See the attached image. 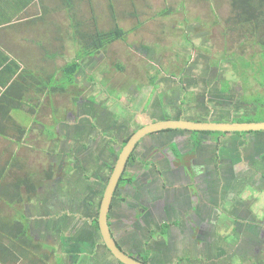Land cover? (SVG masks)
Segmentation results:
<instances>
[{"label":"rangeland","instance_id":"rangeland-1","mask_svg":"<svg viewBox=\"0 0 264 264\" xmlns=\"http://www.w3.org/2000/svg\"><path fill=\"white\" fill-rule=\"evenodd\" d=\"M72 2L70 10L72 19L68 17L69 10L60 0L48 2L55 13L54 20L58 23L52 26V35L48 33L44 38L47 47H53L59 52V77L54 78L53 85L64 90L54 93L52 99L47 95L40 96L43 101V107H40L42 113L40 121L44 124L43 134L36 129L28 130L26 140L19 148L20 151H13L7 146L5 181H13L23 174L26 175L35 183L36 190L33 194L35 197L21 205L13 204L12 207L0 201V217L13 218L16 215L15 210H22L25 222L30 225L29 233L32 238L41 246L42 252L50 254L48 264H67L64 262L68 253L67 247L62 244L60 246V242L61 237L66 238L68 233L61 230L58 236L56 231L51 230V239L44 238L45 233H42V237L38 232L39 224L48 218L47 215L43 216L39 209L42 201H48L51 192L56 190L65 204L68 203V194L73 192L76 193L73 194V197L76 196L75 206L78 203L83 204L88 198L89 190L96 185L92 179L94 171L97 172L99 167L83 166L84 151H87L89 144L86 142L87 136L89 138L93 134L90 130L97 131L94 136L98 134V129H95L97 116L93 113L95 106L87 100L90 102L95 100L96 103L117 111L120 115L119 124L125 125L127 120L131 121L134 114L131 113V109L115 103L114 98H120L124 104L128 103L131 108L146 114L148 109L154 111L153 105H164L163 107L167 108L174 103L179 83H197L201 91L203 83H211L206 88L210 90L218 87L221 77L227 78L232 75L235 77L234 88L237 92L244 93L241 98L237 93L235 102L251 103H248L250 110L257 109V103L264 107L262 70L264 59L256 53L264 49L261 43L264 39V29L261 28L256 33L249 30L244 34L243 28L241 32L231 31L229 28L233 23L228 20L231 17L230 0H72ZM114 26H120L128 31L124 40L112 42L105 50L92 57L83 56L80 59L81 70L76 74V78L73 77L72 82L67 81L61 68L62 65L73 61L80 49L79 36L75 31L79 29L91 33L94 30H108ZM248 27L250 28V25ZM209 60L217 67L214 71L208 69ZM170 83H173L172 87H169ZM174 89L176 91H173ZM182 91L184 94L188 93V90ZM190 95L187 100L193 101V94ZM163 97L165 103L159 105L156 99ZM210 97L207 96L208 99ZM202 102L204 103L196 105L201 104L207 110L217 107L214 103ZM186 112L187 115L193 112L191 104ZM137 115L135 120L146 121L144 115L138 116L139 118ZM204 115L210 118V115ZM251 116L254 117V121H262L264 108L259 114ZM29 122L36 123L29 114H26L23 123ZM101 139L99 138V141ZM96 153V151L93 153V157L98 162L99 155ZM49 171L52 176L47 178L46 174ZM21 190V194L25 195L23 188ZM81 212L74 211L75 230L84 224L86 215ZM61 214L64 217L68 215L66 207L65 210L59 209L53 216L59 217ZM230 230L224 226L214 230L213 244L216 254L207 258L204 251L202 264H214L219 251L220 255L223 252L231 254L232 251L235 256V244L230 243ZM69 233L71 234V229ZM98 233L97 231L94 236L78 232L82 240H75L77 246L73 264H119L105 249ZM96 244H99L100 251ZM228 245L232 248H228ZM68 251L71 249L68 248ZM28 262L29 260H20L15 264ZM67 262L71 264L69 258ZM156 263L165 264L161 259H157ZM178 264L189 262L180 260Z\"/></svg>","mask_w":264,"mask_h":264},{"label":"flooded vegetation","instance_id":"flooded-vegetation-1","mask_svg":"<svg viewBox=\"0 0 264 264\" xmlns=\"http://www.w3.org/2000/svg\"><path fill=\"white\" fill-rule=\"evenodd\" d=\"M215 68L208 66L210 71ZM227 78L229 80L221 77L219 90L218 87L207 90L211 83H203L201 91L197 83H191L189 88H192V93L188 89L187 94H180L184 95L181 101L178 98L181 107L174 103L167 108L153 105L154 111L148 109L146 114L132 109L120 98H114L115 103L131 109L134 114L125 125L119 124L117 111L95 100H87L95 106L93 113L97 116L95 129H98V134L94 136L97 131L90 130L93 134L91 138L87 136L86 142L89 144L87 151H84L83 166L99 167L92 179L96 185L89 190L83 204H76L77 208L76 196L73 197L75 192L68 194V203L65 204L56 190L51 192L48 201H42L39 208L43 216H48L40 222L38 229L41 234H46L44 238L51 239V230L56 231L58 236L61 230L68 233L66 238L61 237L60 242V246L67 247L65 263L68 264V258L71 264L75 260V240H82L79 231L94 236L99 232L94 223L97 221L98 225L106 183L121 148L138 128L149 121L164 118L242 122L256 115V109L250 110L247 102H235L239 93L234 88L235 77L230 75ZM180 84L182 86L183 83ZM222 89L231 99L219 95ZM190 94H193V102L187 100ZM239 94L240 98L244 96V93ZM208 95L211 96L209 99ZM161 101L165 102V97ZM202 101L219 104L221 108L207 110L201 104L196 105L203 104ZM186 103H191L194 112L187 115L185 111L183 116ZM204 114L210 115V118ZM214 114L218 116L214 117ZM136 115H144L146 121L138 122L134 119ZM99 138L102 139L99 141ZM95 151L99 155L98 162L93 157ZM62 207L64 210L66 207L68 215L53 216L59 209L63 210ZM74 211L86 215L84 224L77 230ZM108 223L117 245L130 256L146 261V264H157V259L164 260L165 264H178L180 260L202 264L204 251L207 258L216 254L214 230L222 226L231 229L230 243L235 244L236 253L233 256L234 252L224 254L222 250L223 254L220 255L219 251L214 264H264V130L218 132L177 128L144 135L128 155L118 178L109 205ZM27 225L30 229V225ZM98 236L102 239L100 232ZM95 246L100 251L99 244ZM104 247L109 251L105 244ZM228 248L232 246L228 245Z\"/></svg>","mask_w":264,"mask_h":264},{"label":"crops","instance_id":"crops-1","mask_svg":"<svg viewBox=\"0 0 264 264\" xmlns=\"http://www.w3.org/2000/svg\"><path fill=\"white\" fill-rule=\"evenodd\" d=\"M50 1L52 0H0V184L3 185L7 183V146L13 151H20L28 130L36 129L43 134L44 124L40 118L42 97L47 95L52 99L59 92L52 91L48 95L43 89L44 83H52L54 87V78L59 77L60 71L58 50L44 44L45 36L48 33L52 35V26L58 23L54 20L55 13L51 10V5H48ZM180 86L179 83L177 88ZM188 86L191 83H183L177 90L174 102L176 106L181 107L180 94L183 89H190ZM191 90L192 88L190 93ZM226 94L224 89L219 93L223 97H229ZM156 100L159 105L165 103L161 98ZM190 104L183 106V116ZM216 106L215 109L221 108L219 104ZM26 114L36 123H23Z\"/></svg>","mask_w":264,"mask_h":264},{"label":"trees","instance_id":"trees-1","mask_svg":"<svg viewBox=\"0 0 264 264\" xmlns=\"http://www.w3.org/2000/svg\"><path fill=\"white\" fill-rule=\"evenodd\" d=\"M60 2L69 10L68 17L72 19V14L70 12L73 6L72 0H60ZM230 6L231 17L228 18V20H231L233 23L231 30L236 27L235 31L241 32L243 28L245 29V32H243L244 34L249 32V30L256 33L259 32L261 28L264 29V0H230ZM248 25H250V28ZM75 33L79 36L78 45L80 49H78L75 59L64 64L61 68L64 78L70 82H72L73 77L74 79L76 78V74L81 70L80 59L83 56H94L102 50H105L112 42L120 39L124 40L128 31L120 26H114L108 30H94V32L91 33L78 29ZM261 43L262 47H264V39ZM256 53L264 59V49ZM233 62L234 60L232 63ZM211 64L212 62L209 60V67L213 65ZM262 70H264V65ZM225 80L229 79L225 78ZM51 84L52 83L43 84L45 94L50 95L52 91L64 90V88L58 89L55 86L53 87ZM257 105L256 115L262 112L264 108L262 104L257 103ZM168 117H170V115ZM250 120L255 119H253V117L247 119V121ZM262 120H264V118ZM52 136L54 137L55 135ZM47 174L48 176H52L51 171ZM21 188H23L25 195L21 194ZM35 190V183L23 174L13 181H7L5 185L0 184V200L10 207H12L13 204L21 205L24 201L31 200ZM15 211L16 215H14L13 218L0 217V264H15L20 260H29L30 263L28 262L27 264H48L47 262L50 254L46 253V251L42 252L41 246L34 241L29 234V228L27 222H25V216L22 210L17 209ZM97 227V221H95V228ZM144 263L147 262L144 261Z\"/></svg>","mask_w":264,"mask_h":264},{"label":"water","instance_id":"water-1","mask_svg":"<svg viewBox=\"0 0 264 264\" xmlns=\"http://www.w3.org/2000/svg\"><path fill=\"white\" fill-rule=\"evenodd\" d=\"M188 129L197 131H218V132H242L264 130V121H237V122H216V121H195L184 118H167L149 121L138 128L121 148L115 165L106 183L103 197L100 203L98 214V228L102 235L105 246L112 255L122 264H146L123 251L116 243L108 223V211L118 178L123 170L126 159L136 142L144 135L165 129Z\"/></svg>","mask_w":264,"mask_h":264}]
</instances>
